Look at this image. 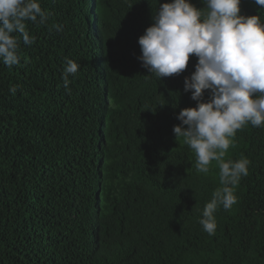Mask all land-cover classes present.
Masks as SVG:
<instances>
[{
  "label": "trees",
  "instance_id": "obj_1",
  "mask_svg": "<svg viewBox=\"0 0 264 264\" xmlns=\"http://www.w3.org/2000/svg\"><path fill=\"white\" fill-rule=\"evenodd\" d=\"M38 2L47 23L25 21L34 43L14 33L20 63L0 62V264H264V127L237 131L225 160L248 159L249 173L209 235L199 221L219 168L198 172L173 133L180 110L196 107L184 81L197 58L162 79L138 60L139 38L171 0H99V36L88 0ZM240 7L264 23V6ZM93 40L115 43L108 82ZM67 59L79 68L65 88ZM100 186L124 190L95 200Z\"/></svg>",
  "mask_w": 264,
  "mask_h": 264
},
{
  "label": "clouds",
  "instance_id": "obj_2",
  "mask_svg": "<svg viewBox=\"0 0 264 264\" xmlns=\"http://www.w3.org/2000/svg\"><path fill=\"white\" fill-rule=\"evenodd\" d=\"M95 18H90L89 30L97 36L101 29L99 0H88ZM264 6V0H252ZM206 5L198 9L191 0H171L159 4L154 12L152 26L139 38L141 66L155 77L162 79L180 74L188 67L190 54L197 58L195 71L185 77L184 92H191L196 107L180 110L176 119L180 124L173 133L183 138L196 156L198 172L208 173L216 162L221 187L212 193L205 204L199 223L209 235H214L217 223L214 213L219 206L229 210L237 203L234 194L242 176L249 173L248 159L225 160L238 130L247 124L264 127V23L259 15H241V0H202ZM118 11L121 8L118 7ZM48 13L42 10L38 0H0V62L11 67L20 63L17 53L18 36L31 45L25 21L45 24ZM39 17V20H38ZM57 32L62 25L53 26ZM97 59V74L109 80V53L115 43L93 40ZM79 65L67 59L63 81L69 84V76H75ZM205 90L209 98L205 101ZM15 94L16 87L9 89ZM109 90L102 94L108 95ZM109 97V96H108ZM122 188L98 187L95 200H104L111 192ZM97 230L96 232H98Z\"/></svg>",
  "mask_w": 264,
  "mask_h": 264
}]
</instances>
